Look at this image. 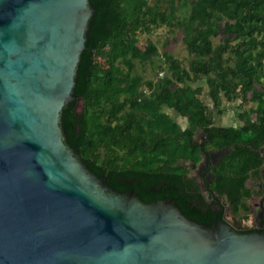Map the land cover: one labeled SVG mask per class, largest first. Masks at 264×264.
I'll use <instances>...</instances> for the list:
<instances>
[{"label": "trees", "instance_id": "trees-1", "mask_svg": "<svg viewBox=\"0 0 264 264\" xmlns=\"http://www.w3.org/2000/svg\"><path fill=\"white\" fill-rule=\"evenodd\" d=\"M88 6L72 99L60 113L65 143L114 191L132 190L144 203L169 199L202 225L222 211L200 191L188 164L200 152L228 148L207 165L212 180L205 188L223 194L233 213L247 211V181L258 175L264 141V0ZM157 26L181 31L185 58L158 49L150 36ZM142 34L143 44H133ZM202 90L218 113L223 100L234 102L239 123L215 125Z\"/></svg>", "mask_w": 264, "mask_h": 264}, {"label": "water", "instance_id": "water-1", "mask_svg": "<svg viewBox=\"0 0 264 264\" xmlns=\"http://www.w3.org/2000/svg\"><path fill=\"white\" fill-rule=\"evenodd\" d=\"M91 11L0 0V264H264V230L202 225L169 199L116 192L65 143L60 113ZM227 151L200 152L196 171Z\"/></svg>", "mask_w": 264, "mask_h": 264}, {"label": "flooded vegetation", "instance_id": "flooded-vegetation-1", "mask_svg": "<svg viewBox=\"0 0 264 264\" xmlns=\"http://www.w3.org/2000/svg\"><path fill=\"white\" fill-rule=\"evenodd\" d=\"M198 134L200 135V133ZM258 152L261 158V164L258 166L257 170L258 175L250 177L247 181L251 191V194L246 198L247 211L238 210L237 213H233L229 209L227 199L223 194L218 195L216 193H210V197L207 198L210 202L218 201L216 208L218 211H222L221 218L226 221V224H228L231 229L238 233L259 232L264 230V162L262 160L264 159V141L258 148ZM200 161L201 159L198 162ZM195 164L196 165L189 166V174L195 177L199 183L200 191L204 193L202 183L204 184V180L208 183L211 182L209 179L212 176L210 171L207 170V165L210 167L212 166L211 158L204 163V170L199 169V172L196 171L197 162H195ZM205 191H207L206 188Z\"/></svg>", "mask_w": 264, "mask_h": 264}, {"label": "rangeland", "instance_id": "rangeland-1", "mask_svg": "<svg viewBox=\"0 0 264 264\" xmlns=\"http://www.w3.org/2000/svg\"><path fill=\"white\" fill-rule=\"evenodd\" d=\"M150 36L154 41H156V45L160 51L167 50L172 54V56L180 59L186 57V51L181 41V31L179 29H176L174 32H169L166 26H157L150 34ZM145 37V34L136 35L132 39V43L141 46ZM165 41L166 43H164ZM203 90L201 91L200 95L203 96V99L205 98L204 100H206V104L209 110L212 111L213 123L215 125H233L239 123V120L237 118V111L234 109V102L223 100L222 104L224 110L223 112L218 113L212 102L207 99L206 94ZM77 106H81L80 100H78ZM196 137L199 138V134H197Z\"/></svg>", "mask_w": 264, "mask_h": 264}, {"label": "built area", "instance_id": "built-area-1", "mask_svg": "<svg viewBox=\"0 0 264 264\" xmlns=\"http://www.w3.org/2000/svg\"><path fill=\"white\" fill-rule=\"evenodd\" d=\"M162 73H160V75H161Z\"/></svg>", "mask_w": 264, "mask_h": 264}]
</instances>
